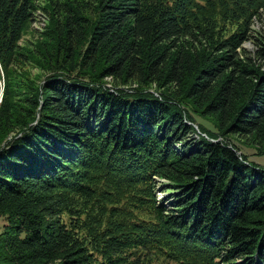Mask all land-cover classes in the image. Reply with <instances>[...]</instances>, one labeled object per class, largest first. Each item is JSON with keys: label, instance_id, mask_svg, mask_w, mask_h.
Masks as SVG:
<instances>
[{"label": "trees", "instance_id": "trees-1", "mask_svg": "<svg viewBox=\"0 0 264 264\" xmlns=\"http://www.w3.org/2000/svg\"><path fill=\"white\" fill-rule=\"evenodd\" d=\"M263 17L0 0V264H264Z\"/></svg>", "mask_w": 264, "mask_h": 264}, {"label": "rangeland", "instance_id": "rangeland-1", "mask_svg": "<svg viewBox=\"0 0 264 264\" xmlns=\"http://www.w3.org/2000/svg\"><path fill=\"white\" fill-rule=\"evenodd\" d=\"M45 0H41V3H44ZM46 17L42 11H38L36 14V20L33 22L30 32L26 36V40H35L34 38L37 37V32L42 31L46 26ZM253 29L255 31H263L264 30V17L263 19H256L254 22ZM32 30V31H31ZM244 48L248 51L252 52L255 49V45L252 42H247L244 45ZM1 84V90L3 91L4 88V79L3 77L0 80ZM206 124V123H205ZM209 126V125H208ZM238 146L241 148V152L246 154L249 158V160L253 163H257L260 166L264 167V156H257L255 150L247 148L243 146L242 144H238ZM180 151V150H179ZM158 198L161 200H166L167 202H173L172 195L165 190H159ZM6 225V221L4 218L0 217V233L3 231L4 227ZM151 264H175L160 258L154 259V261Z\"/></svg>", "mask_w": 264, "mask_h": 264}]
</instances>
